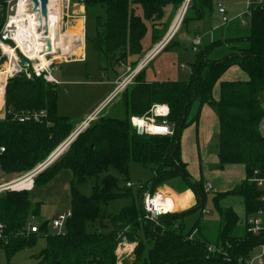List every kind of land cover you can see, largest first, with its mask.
Here are the masks:
<instances>
[{"label": "trees", "instance_id": "1", "mask_svg": "<svg viewBox=\"0 0 264 264\" xmlns=\"http://www.w3.org/2000/svg\"><path fill=\"white\" fill-rule=\"evenodd\" d=\"M10 1L13 0H0L2 28L7 22L6 8ZM183 2L83 0L86 11L98 8L103 12L97 19V33L91 41L101 62L106 63L117 53L122 57L140 56L142 42L149 31L147 22L153 26L152 41L158 42L157 27L164 17V9L168 6L179 9ZM214 2L195 0L188 9V16L203 20L208 13L214 15ZM137 8L142 9V16L136 14ZM227 27L238 33L226 38L215 37L206 49L197 53L198 63L193 65L189 81L148 82L145 68L136 77L134 85L122 94L121 109L125 117L99 118L77 137L66 153L35 178L34 190L49 185L61 172L72 174V217L63 233L50 232L47 223L39 227L38 233H29L31 213L38 216L41 204L31 212L30 192L0 194V224L4 227L1 247L9 263L19 252L34 248L41 237L46 238V247L37 256L39 264H116L115 251L120 236L138 244L134 253L136 259L128 264H242V259L264 245V233L257 236L242 228V235L236 213L220 204L227 197H240L248 216L262 208L261 192L255 185H250L249 180L255 171L264 174V138L260 131L264 121V7L253 12L246 27L242 28L240 21ZM235 68L247 74L248 79L223 80L224 75ZM217 84L219 99L213 94ZM57 87L43 79L29 80L25 75H18L8 82L6 104L9 110L14 114L47 111L48 118L43 124H21L11 117L0 122V169L5 174L32 171L74 130V124L67 117L58 115ZM196 102L201 107L208 105L216 110L220 125L218 155L221 167L242 165L247 175L246 181L233 191L214 198L221 225L212 241L200 231V220L190 232L186 230L187 218L204 211L207 196L203 183L190 176L181 158V136L191 123L188 119ZM154 105L169 107L168 122L175 127L173 137L140 136L133 129L131 118L147 116ZM199 114L192 122L197 121ZM133 164L151 169V180L144 186L152 194L161 185H186L192 189L197 207L187 213L165 215L160 218L159 225H155L144 221L143 209L133 204L122 208L118 214H109L113 227L110 232L93 230L108 216L110 204L132 196L128 190L122 191L120 178L107 174L108 171L113 169L128 176ZM91 179H97V183L92 194L86 196L79 186ZM199 232L202 234L197 238ZM227 244L230 248H226ZM210 245L222 248L227 256L209 254Z\"/></svg>", "mask_w": 264, "mask_h": 264}, {"label": "rangeland", "instance_id": "2", "mask_svg": "<svg viewBox=\"0 0 264 264\" xmlns=\"http://www.w3.org/2000/svg\"><path fill=\"white\" fill-rule=\"evenodd\" d=\"M194 1L195 0L191 1V3L188 5V9ZM185 2L186 1L184 0V2L182 3L179 9H176L173 6H168L164 9V17L161 21L158 22V27H157V32L159 33L160 40L158 42L152 41L150 45H149V41L153 26L152 23L147 22L149 31L142 42L144 48L142 54L139 56V60L141 59L144 61L146 57L150 55L167 38V35L169 34L173 24L175 23V20L177 19L181 9L185 6L186 4ZM17 4L18 1L13 0L12 3L7 6L6 9H7L8 20L9 17L16 15ZM226 5L228 10H230V14L232 18L234 17V19L237 18L245 9L244 8L245 5L243 1H237V2L228 1L226 2ZM2 9L3 8L0 6V12L2 11ZM55 9L57 8L55 7ZM55 9H53L52 6V11H55ZM52 13L53 15H55L54 12ZM136 14L142 16L143 15L142 9L137 8ZM57 15L58 14H56L55 16ZM69 16L71 17L70 18L71 20H69L68 18L66 20L65 18L66 25L64 26H67V22L72 23L74 20L75 22L71 24L70 27H74L78 22H82L85 40L81 31L82 27L76 29V31L74 30V28H76L77 26H75L73 29L68 30L69 33L66 35H69L70 31H74L73 34L71 35L72 38L71 36L69 37V44L73 41V39H80V35L82 36L83 41L81 43H78L76 46H74V48L72 47L73 43L68 47L66 46L61 47L63 53L62 52L59 53L60 58L62 56H64V58L54 63V65L52 66L53 69L52 75L55 79L61 82V85L57 87L58 115L62 117H67L71 121V123L74 124L75 128L72 131V133L65 139V141L52 153L48 154L45 159L40 161L39 164H37L35 169H33L32 171L23 174H5L0 169V186L8 185L9 183L13 184L21 180H24L25 178L31 179L25 183H22V185L18 187L12 188L9 191L30 192L31 201H32L31 212L35 209V207L38 204H41L40 214L38 216H35L31 213L30 223L32 224V226H37V227H41L43 226V224L47 223L50 232H53L52 231L53 221L57 220L60 215L66 214L68 211H71L70 187L72 182V174L70 172H61L60 175L58 176L60 178L57 177L58 180H56L57 179L56 178L49 185L36 190H34L33 181H35V178L40 173H42L44 170L52 166L53 163L60 158V156L66 153L70 145L77 139V137L83 132H85L91 126V124L95 123L99 118L125 117L124 112L121 109V97L123 93L119 95L116 98V100L114 98L112 101L108 103L107 101L110 97L109 96L108 99H106L99 107H97V109H95L90 114L92 115L99 108L103 107L100 114H98V116L96 117V120H94L90 125H88L85 128V130H83L82 132L78 133L75 136H72L76 132H78V129L80 128L82 123L90 116L88 115L83 121H81L82 118L84 117V114H86L90 110L91 106H93V104L97 102L99 98H101L109 90L113 88L115 89L114 87L115 85L104 86V83L108 81V75L104 69L106 67L110 69L112 68V65L121 66V64L123 63L126 65V67L124 68L122 67L123 69L121 70V72H125V71L126 72L120 79H124L127 76V69L130 67V66L127 67L128 64H126V61L130 56L122 57L121 53H117L111 56V58H109L107 62L104 61L106 63H103L101 62L98 53L94 51L91 45V41L96 36L97 33V25H96L97 19L103 16V12L101 10L95 8L86 11L83 4V0H71ZM187 16H188V10L187 12H185V15L181 21L180 28L177 34L174 36L172 40H170V42L165 47V49H167L166 52H164L163 55L147 69L146 72L147 80H151L153 82L165 81V80L189 81L192 76V67L193 65L198 63V62L196 63L197 53L195 54L192 51V42L195 40L197 36H200L202 38V46L199 50L200 52L206 49L213 42L215 37L221 35L226 38L229 37L230 34L233 35L234 33L235 34L238 33L237 31H234L233 30L234 28L232 27H227V26H225L227 28L220 27V19L217 14L216 7H215L214 15L211 16V14L208 13L206 15V18L203 20H195L193 15H189L188 17ZM6 24H8V21ZM67 29L68 28L65 27L64 33L67 32ZM242 30L244 31L246 29H242ZM12 33H13L12 30L3 27L1 34L3 37L6 35L12 36L13 35ZM13 44H7V47L10 46L11 49L15 51V55L17 58H19V61L21 59H26L25 56L22 54V51L15 44V42H13ZM79 45H80L79 48L80 53L77 48V46ZM1 48L2 46L0 47V52H1L0 75L4 74L5 76H7L8 73H12L9 72L8 70L9 67L8 61L9 60L14 61L15 59L13 60L9 55L5 54L4 49ZM83 51H84V58L83 59L80 58L82 61L76 62L79 60L78 58L80 57V55L82 57ZM85 54H86V59H85ZM75 55L77 56V58H75L76 57ZM47 59L51 61L53 57L49 56ZM131 60L132 59H130V61ZM138 64L137 65L131 64L132 67L130 68L134 70L136 69V67H138ZM183 66L185 67L184 69H182ZM145 68H147V66ZM26 69L30 70L29 67ZM22 75L26 76V74H22ZM11 79L9 78L8 82ZM135 79L133 80L132 85H134ZM223 79L245 81L248 79V75L242 72L241 70L235 68L228 71L224 75ZM132 85H130L129 87H131ZM217 94H218V87H216L215 89V96ZM5 101H6V97H5ZM155 106L168 107L167 105H154L153 107ZM198 106H199V102H196L193 105V110L188 119L189 122H191V119L195 117L198 111L197 110ZM153 107L151 108L147 116L149 117L151 116V112L154 109ZM205 107L206 109L202 111L200 120L198 121V125L197 122L193 124H189L188 127L183 131V134L181 136V141L182 144L184 143L183 146L186 155L187 171L189 172L190 176L195 181L203 183L205 187V192H206V186H208L209 184L212 185V190L210 192H206L207 196H206L204 211H200L199 213H196L191 217L187 218L186 221L188 222L186 224L188 226L186 230L190 232L191 228L194 227L195 222L200 220V225H201L200 231L203 232L204 236L207 239L212 241L217 237L221 225V217L216 209L214 198L217 195H219L221 191L234 188L237 184H241L245 179V170L242 165H229V166L221 167L220 163L218 162V144H219L218 137L216 138V130L218 129L217 113L214 108L208 105H206ZM5 109L9 110L7 108V104L5 106ZM165 111H166L165 109H161V112L165 113ZM167 112L168 110L166 111V113ZM169 115H170V109H169ZM168 117L166 119H168ZM132 118H143V117H132ZM158 122L161 123L160 120ZM171 126L174 128V135H175V127L174 125ZM260 131L262 137L264 138V121L261 123ZM146 135L153 136L149 134ZM204 138L206 139V142L209 140V146L206 150L202 148V152L199 155L197 146L200 145L203 146V144L205 143ZM63 145H65L63 147V150L60 153H57L58 150ZM38 168H40V170L36 174L32 175V173L35 172ZM107 174H112L114 176L119 177L121 180L122 191L123 192L129 191L132 194V196L121 198L117 200L114 204H110L108 207V211L106 212L108 216L103 220L102 224L98 223L96 224L97 225L96 228H92L95 231L110 232L113 229V227L109 214L112 215L118 214L119 211L126 206H131L134 204V206L136 205V208L143 209V195L146 191L149 190V188L145 187L144 185L148 181H150L152 177L151 169H146L136 164L131 165L128 176H122L113 169H110ZM96 183H97V179L88 180L85 184L79 186V190L84 195L90 196L92 194L93 187L95 186ZM129 183H131V185L133 184V187L129 188L128 186ZM140 184L144 186L142 189H139ZM249 184L253 185L252 183H250V180H249ZM21 188L24 189L15 190ZM189 190L191 192L190 194L195 197L192 189L186 185L173 186L170 184L169 185L165 184L156 188L155 191L162 193L164 196L168 198H171L169 200L173 203L172 211H174L176 208V203L178 202H175V200L172 198L178 196L180 197L184 196L183 194L187 193ZM5 192H2L1 194ZM194 197H192L193 200L192 202L184 200L185 203L188 204L184 206L182 203V207L180 206L181 208L180 207L177 208V210H175L171 214H176V213L182 214L192 211L198 205V201L196 197L195 199ZM244 211H245L244 218L246 216L251 217L247 215L246 210ZM259 211H257L254 215H256ZM237 217H238L237 225L240 227L239 230H241L239 233L242 234L244 231L243 229H247V231L249 232V228L243 224L244 218L238 215ZM199 227L200 226H198V228ZM29 233H31L30 229H29ZM200 234L202 233L200 232L197 233L196 235L198 236L197 238H199ZM141 236L143 237L142 234ZM119 238L121 241L119 242L117 249L115 251V255L117 258L116 264H125V263L128 264L134 262V259H136L134 253L138 247V244L129 241L130 239L128 240L127 238H125V236L122 237L120 236ZM45 247H46V238L41 237L34 248L19 252L10 261V263L2 255L1 264H39V260L37 259V256H39L40 252ZM257 252L258 249H254L253 254L255 255ZM247 258L248 257H245L244 260H246ZM242 260L241 263L245 264L244 262H242Z\"/></svg>", "mask_w": 264, "mask_h": 264}, {"label": "built area", "instance_id": "3", "mask_svg": "<svg viewBox=\"0 0 264 264\" xmlns=\"http://www.w3.org/2000/svg\"><path fill=\"white\" fill-rule=\"evenodd\" d=\"M19 2V0H16ZM54 3L56 1L61 2V9H59L58 13L61 14V26L64 28H69L71 24L75 22V20L72 23L67 22V26L65 24V21L67 18L71 20L69 13H70V7H71V0H53ZM186 4L189 5L192 0H185ZM232 1H243L245 5L244 11L237 17V18H231L228 15V9L226 2ZM50 2V0H49ZM12 1L8 2L7 6L10 5ZM185 4V5H186ZM217 14L220 19V27H225L230 25L231 23L235 21H240L242 27H246L248 25V21L252 18L253 12L258 8L264 7V0H215L214 2ZM49 5V4H48ZM188 10V7L186 9V12ZM49 12V11H48ZM12 17H9V20L7 18L8 24L4 26V28H8L10 20ZM66 18V20H65ZM73 20V19H72ZM77 20V19H76ZM7 23V22H6ZM181 24V23H180ZM85 25V24H84ZM180 28V25H179ZM179 28L171 35L172 29L170 30L169 34L167 35V38L150 54L146 57V59L143 62H140L138 64V67L136 69H131L130 67L127 69V76L124 79H120L115 83V89L111 93L108 103L112 101L114 98L121 95L130 85L133 84V80L141 73V71L147 66V64L152 60V58L157 54L158 51L164 49L167 44L174 38V36L177 34ZM3 30V28H2ZM2 33V31H1ZM84 34V33H83ZM12 36H3L1 34L0 37V47L1 45L10 44V42H14L11 38ZM85 40V35H84ZM16 44V43H15ZM202 46V38L200 36H197L195 40L192 42V51L196 54L199 52L200 48ZM11 48L10 46H8ZM15 52V51H14ZM23 54V53H22ZM24 55V54H23ZM25 56V55H24ZM46 60L51 55L43 54ZM26 60L29 62V68L30 70L26 68H22L20 66L19 58H16L14 61L9 60V72L7 76L4 74L0 75V122L6 121L8 117H11L14 121H17L21 124L26 123H35V124H43L45 123L46 119L48 118L47 111H28V112H21L20 114H14L11 110H6V85L8 83L9 78H14L17 75L26 74L28 79L34 80V79H43L49 84L59 86L61 83L55 79L52 75V66L54 65L53 59L50 61V64L47 66L42 65L40 60H30L25 56ZM1 61V60H0ZM185 67L183 66L182 69ZM8 69V70H9ZM106 102V103H107ZM105 103V104H106ZM107 103V104H108ZM102 108H99L97 111H95L92 115H90L80 126L78 129V132H76L74 135H77L78 133L85 130V128L90 125L94 120H96V117L100 112L102 111ZM154 109L151 112V116H146L143 118H132L131 124L133 129L137 132L140 136H145L146 134L153 135V136H166V137H173L174 135V128L171 126V124L168 122V119H166L169 116V108L165 106H155ZM161 109H165L168 112L165 113L161 112ZM161 121L159 123L158 121ZM150 126H153L154 129H150ZM165 129L166 131L162 132L160 130ZM2 152L5 151L4 148L1 149ZM41 168V167H40ZM40 168H38L35 172L32 173L36 174ZM250 183L256 186V188L261 192L260 196V202L262 204V209L256 214L251 217H243V224L249 228V232L253 235H260L264 233V174L262 175L259 171L254 172V176L250 179ZM12 184V183H11ZM9 183L8 185L0 186V194L5 191H9L12 189V186ZM129 188L133 187V184L129 183ZM144 186L142 184L139 185V189H142ZM212 190V185L206 186V192H210ZM171 198H168L164 196L160 192H156L154 195L150 193V190L146 191L143 195V219L147 222L159 225L160 218L173 213L174 211H167L168 207H170V200ZM72 217V212L68 211L66 214H62L58 217L57 220L53 221L52 223V231L55 233H63L65 231V226L68 221ZM31 233H38L39 227L32 226L29 228ZM3 231L4 227L0 224V264L1 259L3 255V250L1 247V242L4 240L3 238ZM192 239V238H190ZM125 248V247H123ZM226 248H230V245L227 244ZM258 252L254 255L253 252L248 256L246 260H242L245 264H264V245H261L257 247ZM208 253L209 254H216L221 253L225 256L227 254L224 252L222 248H218L214 245H210L208 247Z\"/></svg>", "mask_w": 264, "mask_h": 264}, {"label": "bare ground", "instance_id": "4", "mask_svg": "<svg viewBox=\"0 0 264 264\" xmlns=\"http://www.w3.org/2000/svg\"><path fill=\"white\" fill-rule=\"evenodd\" d=\"M52 6L54 9L55 7H58L57 9H55V11L57 12L59 9H61V2L56 1L54 3L53 0H50L48 5V19H44L41 15V10H35L34 4L30 0H19L16 8V15L12 16L8 26V29L12 30L13 32V35L11 37L12 40H14L17 47L22 51V53L30 60H40L42 65L44 66L50 64V60H46L43 56L44 53L46 55H51L53 57V61L56 62L64 58V56L60 58L59 53H63L61 47H67L64 41L65 36L62 35L65 31V28L61 26V14L59 15V13H54L55 15H58H53ZM187 7L188 5L186 4L181 9L177 19L175 20V23L171 28V35L179 28ZM71 28L72 27H69L67 29V32L64 34H68V30H70ZM47 41L52 44L51 52H48L46 49ZM1 46L4 49L5 54L9 55L13 60L17 58L14 50L8 48L5 44ZM80 58L81 57H79L78 59ZM150 129H154L153 126H150ZM160 131L164 132L166 130L163 128ZM65 145H63L57 153H60ZM29 180L31 179L25 178L24 180L11 184V186L12 188H15ZM172 209L173 203L170 201V207H168L167 211L170 212L172 211Z\"/></svg>", "mask_w": 264, "mask_h": 264}, {"label": "crops", "instance_id": "5", "mask_svg": "<svg viewBox=\"0 0 264 264\" xmlns=\"http://www.w3.org/2000/svg\"><path fill=\"white\" fill-rule=\"evenodd\" d=\"M228 2V1H227ZM230 2H232V1H230ZM56 8H58V7H56ZM228 9V8H227ZM228 15H229V17H231L232 18V16H231V14H230V10H228ZM234 18V17H233ZM86 25V24H85ZM75 26H77L76 28H74ZM74 27H72L71 29H73L74 28V30L76 31V29H78V28H81L82 27V34H83V25H82V22H78L76 25H75ZM73 32L74 31H70V34L69 35H64V34H62V35H64L65 36V39H64V41H65V44L67 45V47L68 46H70V45H72V43H73V48H74V46H76L78 43H81L82 41H83V38H82V36L80 35V39H73V41L69 44V37L73 34ZM81 34V33H80ZM83 36H84V34H83ZM71 38H72V36H71ZM71 40V39H70ZM151 42H152V34H151V37H150V41H149V45L151 44ZM82 46V45H81ZM77 48H78V51H79V48H80V45L79 46H77ZM83 48H84V45H83ZM144 48V47H143ZM165 49V48H164ZM163 49V50H164ZM163 50H160V51H158L157 52V54L152 58V60H150V62L148 63V65H147V68H146V72H147V69L153 64V63H155L162 55H163V53L164 52H162ZM166 52V51H165ZM79 53H80V51H79ZM83 55H84V51H83ZM82 55V57H81V55H80V57H81V59H83L84 58V56ZM76 56V55H75ZM77 57V56H76ZM81 59H79L78 61H76V62H79V61H82ZM85 59H86V54H85ZM130 59H132L131 61H130ZM143 60H139V56H130L128 59H127V61H126V64H128L127 65V67L128 66H130V67H132L131 66V64H138L139 62H142ZM130 62V63H129ZM124 67H126V65L125 64H121V66H115V65H112V68H110V69H108L107 67L104 69L105 71H106V73H107V75H108V81L107 82H105L104 83V86H114L115 85V82L116 81H118L124 74H125V72H121V70L123 69ZM146 72H145V75H146ZM105 73V74H106ZM123 73V74H122ZM121 74V75H120ZM109 78H111V79H109ZM224 80V79H223ZM148 82H153V81H151V80H147ZM165 81H167V80H165ZM170 81H175V80H170ZM178 81V80H177ZM225 81H234V80H225ZM243 81V80H242ZM246 81V80H245ZM60 82V81H59ZM157 82V81H156ZM61 83V82H60ZM115 87V86H114ZM216 87H218V94L215 96V89H216ZM216 87H215V89H214V92H213V94H214V97L216 98V99H219V97H220V87H219V84H217L216 85ZM113 90H114V88L113 89H111V90H109L106 94H104L101 98H99V100L97 101V102H95L94 104H93V106H91V108H90V110L86 113V114H84V117L82 118V120L81 121H83L88 115H90L95 109H97V107H99L106 99H108V97L111 95V93L113 92ZM117 98V97H116ZM116 98H115V100H116ZM206 105H204V106H202L201 107V105H200V103H199V106H198V108H197V113H196V115H195V117L197 116V114H198V112L200 113L199 114V116H198V119H197V125H198V121L200 120V116H201V114H202V111H204L205 109H206V107H205ZM192 110H193V108H192ZM192 110H191V112H192ZM194 117V118H195ZM218 117V116H217ZM194 118H192L191 119V123L190 124H193V123H195V122H192V120L194 119ZM81 123V122H80ZM188 127V126H187ZM219 130H220V125H219V119H218V129L216 130V138L218 137V143H219ZM199 134H200V132H199ZM205 139V138H204ZM207 139H209V138H207ZM198 140H199V138H198ZM184 144V143H183ZM183 144H182V141H181V145H182V155H181V158H182V161L186 164V155H185V151H184V146H183ZM208 146H209V140L206 142V139H205V143L203 144V146L202 145H200V146H197V150H198V152H199V155L201 154V152H202V148L204 149V150H206L207 148H208ZM217 147V146H216ZM218 148H219V144H218ZM218 162L220 163V161H219V155H218ZM187 165V164H186ZM244 167V166H243ZM244 170H245V167H244ZM189 173V172H188ZM58 178H60V177H58ZM58 178L56 179V180H58ZM246 179H247V175H246V170H245V179H244V181L242 182V183H244L245 181H246ZM241 183V184H242ZM241 184H237L234 188H231V189H227V190H223V191H221L220 193H219V195L220 194H223V193H226V192H230V191H233L236 187H238V186H240ZM191 192H190V190L187 192V193H184L183 195L184 196H178V197H174V198H172V199H174L175 200V202H178V203H176V208H175V210H177V208H179L180 206L182 207V203H183V205L185 206L186 204H188V203H185V201L184 200H187V201H193L192 200V197H194V196H192L191 194H190ZM194 199H195V197H194ZM221 206L223 207V208H225V209H231V210H233L238 216H240V217H244V210H245V208H244V204H243V199L242 198H240V197H227V198H225V199H223V201L221 202ZM180 207V208H181ZM174 210V211H175ZM188 222V221H187Z\"/></svg>", "mask_w": 264, "mask_h": 264}, {"label": "water", "instance_id": "6", "mask_svg": "<svg viewBox=\"0 0 264 264\" xmlns=\"http://www.w3.org/2000/svg\"><path fill=\"white\" fill-rule=\"evenodd\" d=\"M33 4H34V9L41 10V15L44 19H48V4H49V0H30ZM1 30V27H0ZM47 31V29H46ZM46 49L48 52L52 51V44L47 41L46 44ZM1 55V52H0ZM20 66L23 68H28L29 67V62L26 59H21L20 60Z\"/></svg>", "mask_w": 264, "mask_h": 264}]
</instances>
